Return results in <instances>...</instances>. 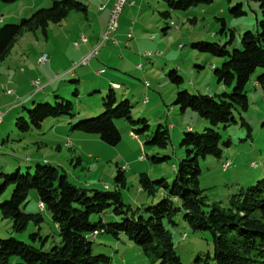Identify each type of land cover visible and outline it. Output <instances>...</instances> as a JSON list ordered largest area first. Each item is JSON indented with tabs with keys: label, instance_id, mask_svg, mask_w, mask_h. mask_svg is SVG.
Here are the masks:
<instances>
[{
	"label": "rangeland",
	"instance_id": "1",
	"mask_svg": "<svg viewBox=\"0 0 264 264\" xmlns=\"http://www.w3.org/2000/svg\"><path fill=\"white\" fill-rule=\"evenodd\" d=\"M57 1L61 0L0 2V28L18 25L21 20L29 19L34 12L49 8ZM77 1L87 7L86 13L72 11L62 23L50 24L46 35L42 31H25L0 62V112L6 113L0 125V171L5 174L17 170L23 174L34 173L38 164H49L65 173L79 189L114 191L119 168L128 165L126 187L121 189L123 201L134 211L144 210L163 199L164 190L151 195L143 190L140 176L145 174L152 181L165 180L171 185L176 175L175 167L189 159L183 146L186 135L204 134L211 128L197 113L182 112L175 105L178 92L215 96L231 93L233 89L219 85L214 73V67L220 69L225 59L200 52L193 45L216 43L226 46L229 51L240 49L245 32L257 33L263 11L258 3L249 0H210L195 3L187 10H172L165 0H129L123 14L125 19L119 22L120 28L113 36L119 46L106 43L88 66L74 69L82 61L75 56L88 46L82 44L81 39L88 38L89 45L94 46L91 50L95 49L99 41L95 42L96 36H101L109 17L98 14L100 0ZM132 1L134 7L130 6ZM238 5L245 15L235 18L230 9ZM167 11L169 18L162 15ZM223 25L225 32H222ZM131 28L134 29L133 36L129 37ZM77 42H80L79 48L74 46ZM45 54L50 61L41 66L38 60ZM138 65H142L141 70ZM172 71L183 79L181 86L170 81ZM262 73L258 69L246 86L248 110L235 112L236 124L215 128L222 136L221 158L210 156L199 160V188L211 203L219 202L228 207L239 191L264 180V92L256 83ZM37 82L39 86L35 85ZM114 83L120 86L114 89L118 100L129 101L133 120L145 119L150 128L141 132L142 125L133 126L126 120H116L122 140L117 146H109L97 135L73 130V125L104 112V98ZM9 91L13 95H8ZM55 96L71 101L76 117L73 120H47L41 129L21 133L17 127L18 119L26 118L33 102H55ZM146 100L148 104L144 103ZM241 117L250 129L242 126ZM159 126L169 131L170 142L166 149L147 145ZM155 157L165 159L154 163ZM226 163H230V168L224 171ZM252 163L258 168H253ZM13 189L8 188L0 197V205L10 199ZM24 212L42 215L44 250L61 244L58 226L50 213L41 208L38 192L34 189L28 193ZM101 218L105 222L119 220L111 210L92 220L98 222ZM174 222L175 226L167 227L183 264H199L196 263L199 256L213 255L210 233H193L182 214L175 217ZM38 231L31 223L25 232L14 233L11 222L3 219L0 211V240L16 238L40 246V239L33 241L30 237ZM91 242L93 253L110 257L111 264H157L124 236L115 240L100 234L91 237ZM15 263L17 259L13 258L10 264Z\"/></svg>",
	"mask_w": 264,
	"mask_h": 264
},
{
	"label": "trees",
	"instance_id": "2",
	"mask_svg": "<svg viewBox=\"0 0 264 264\" xmlns=\"http://www.w3.org/2000/svg\"><path fill=\"white\" fill-rule=\"evenodd\" d=\"M18 0H0L12 4ZM172 10H187L195 3L210 0H165ZM260 5L263 11L257 33L245 32L241 37V48L229 51L226 46L213 43L193 45L200 52L225 59L222 67H214L218 84L233 87L231 93L222 95H193L188 91L177 94L175 105L182 112L191 110L209 122L210 129L204 134H188L183 141L189 159L175 167L176 175L170 185L165 180L152 181L148 175L140 176L143 190L155 195L164 190L163 199L144 210L134 211L123 201L121 189L126 187L125 172L119 168L116 176L117 189L114 191H87L72 184L67 175L57 167L38 164L34 173L19 170L12 174L0 171V197L10 187H14L10 199L0 205L3 219L9 220L14 233L25 232L33 223L38 232L31 234L33 241L41 240L40 246L27 244L16 238L0 240V264H111V258L93 253L91 237L95 232L107 234L115 240L122 236L137 245L142 252L157 264H183L176 252L171 232L167 225L175 226L174 219L182 214L183 220L195 234L208 232L212 238L213 255H201L199 264H264V180L257 182L232 197L228 207L219 202L211 203L199 188L201 170L199 160L208 157L221 158L222 136L215 130L218 126L236 124L235 112H245L249 108L246 86L258 69L263 73L257 77V86L264 92V0H249ZM72 11L87 12V7L77 0L54 2L49 8L40 9L29 19L18 25H4L0 28V62L4 61L15 41L25 31H42L47 34L50 24L62 23ZM230 14L239 18L245 13L242 7L230 9ZM170 17L167 11L162 14ZM226 31L223 25L222 32ZM231 37H234L232 34ZM170 81L181 86L183 79L176 71L169 75ZM55 102H33L26 118L20 117L17 127L21 133L31 129H41L47 120L76 117V109L71 101L55 96ZM60 100V101H59ZM104 112L95 118L82 120L73 125V130L99 136L109 146H117L122 136L116 120H126L133 126L142 125L141 132L150 127L145 119L134 121L128 100H118L111 86L103 102ZM242 119V126H250ZM192 130H190L191 132ZM170 142L169 131L159 126L147 142L148 146L166 149ZM229 146L228 143L224 144ZM165 158H153L154 163ZM38 192L40 206L47 210L57 224L61 244L44 250L45 240L41 236V214L24 212L28 193ZM142 191V190H141ZM111 210L118 222H105L102 218L95 222L94 216ZM98 235V236H99Z\"/></svg>",
	"mask_w": 264,
	"mask_h": 264
},
{
	"label": "built area",
	"instance_id": "3",
	"mask_svg": "<svg viewBox=\"0 0 264 264\" xmlns=\"http://www.w3.org/2000/svg\"><path fill=\"white\" fill-rule=\"evenodd\" d=\"M129 4V0H114V3L111 7L110 13H109V17L108 20L106 22V25L102 31V34L99 38V41L96 45V48L93 49L90 54L88 56H86L85 58L82 59V61L80 62V64L75 65L74 69L78 68L79 66H88L90 64V62L96 58L99 54L100 49L103 47V45H105L108 42H112L113 45L119 46V42L117 40H115V38L113 37L119 30V20L120 17L122 16L126 6ZM130 5H134V2H131ZM177 28V27H176ZM133 31L134 29L131 28L130 29V33H129V37L133 36ZM131 34V35H130ZM89 42L88 38H82L81 39V43L82 44H87ZM75 47H79L80 46V42H77L74 44ZM145 56H150V54H146ZM50 59H39V65H46L47 63H49ZM138 69L141 70L142 68H139L138 65ZM35 85L39 86V83H35ZM117 86V85H114ZM119 88V86H118ZM44 89V88H41ZM8 95H13V92L9 91L7 92ZM145 104H148V100H146L144 102ZM6 117V113L4 112H0V125H2L4 118ZM134 136V134H133ZM69 146H71V144H68ZM224 171H227L230 168V163H226L225 166H223ZM256 168V164L255 167ZM124 172L128 171L129 166H123ZM105 189H109L108 186H105ZM141 192V191H139ZM41 208H43V206H41ZM99 235V232H95L93 237H96ZM184 237H186V235H184Z\"/></svg>",
	"mask_w": 264,
	"mask_h": 264
},
{
	"label": "crops",
	"instance_id": "4",
	"mask_svg": "<svg viewBox=\"0 0 264 264\" xmlns=\"http://www.w3.org/2000/svg\"><path fill=\"white\" fill-rule=\"evenodd\" d=\"M133 2V1H132ZM113 3H114V0H100V5H99V7H98V11H99V13L98 14H103V15H105V16H108L109 15V13H110V10H111V7H112V5H113ZM130 6H135V2H134V5H130ZM126 10V9H125ZM125 10H124V12H123V14L125 13ZM123 14H122V16L120 17V20H119V22L121 21V20H123V19H125V18H123ZM105 25H106V22L104 23V25H103V28L102 29H104V27H105ZM119 28H120V26H119ZM103 31V30H102ZM99 34V32L97 33V35ZM96 36V35H95ZM99 36L100 35H98V36H96V41L95 42H97V40L99 39ZM89 43L90 42H88L87 44H85V45H88V46H86L84 49H83V52H81V53H79L78 55H76L75 57H76V59L77 60H79V59H83V58H85L86 56H88L89 54H90V52L92 51L91 49L94 47L93 45H89ZM94 44V43H93ZM97 44V43H96ZM76 48H79V47H76ZM39 61V60H38ZM114 85H117V86H119L118 84H116V83H114ZM119 88H120V86H119ZM3 124V123H2ZM127 172V171H126ZM163 197H164V195H163Z\"/></svg>",
	"mask_w": 264,
	"mask_h": 264
},
{
	"label": "bare ground",
	"instance_id": "5",
	"mask_svg": "<svg viewBox=\"0 0 264 264\" xmlns=\"http://www.w3.org/2000/svg\"><path fill=\"white\" fill-rule=\"evenodd\" d=\"M39 59H50V57L47 54H45V55H42ZM139 68H142V65H139ZM112 87L114 89H119L118 86H112ZM225 165L226 164H224L223 166H225ZM251 166L255 167V163H252ZM256 168H258L257 164H256ZM121 169H122V171H124L123 167ZM139 191H141V190H139ZM184 238H186V237H184Z\"/></svg>",
	"mask_w": 264,
	"mask_h": 264
}]
</instances>
